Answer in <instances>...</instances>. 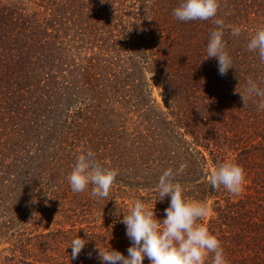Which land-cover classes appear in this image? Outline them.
Returning a JSON list of instances; mask_svg holds the SVG:
<instances>
[{"label": "trees", "instance_id": "16d2710c", "mask_svg": "<svg viewBox=\"0 0 264 264\" xmlns=\"http://www.w3.org/2000/svg\"><path fill=\"white\" fill-rule=\"evenodd\" d=\"M179 2L0 0V264H102L110 246L126 256L123 213L155 201L169 167L211 209L198 223L229 264H264V111L240 95L249 79L264 88V63L246 47L264 0H220L233 59L223 76L206 55L213 19L180 21ZM89 149L119 169L99 201L67 180ZM227 162L246 173L237 195L208 180ZM168 204L155 203L157 219ZM76 235L88 243L73 260Z\"/></svg>", "mask_w": 264, "mask_h": 264}, {"label": "clouds", "instance_id": "9594fccd", "mask_svg": "<svg viewBox=\"0 0 264 264\" xmlns=\"http://www.w3.org/2000/svg\"><path fill=\"white\" fill-rule=\"evenodd\" d=\"M220 0H180L173 9V16L180 21L213 19L216 25L211 31L207 46V58L214 57L218 61V72L225 75L233 68V59L226 50L224 39L225 22L218 17ZM241 28L233 26L231 34L239 36ZM248 51L258 54L264 63V26L258 28L248 40ZM242 100H256V110L264 111V88L257 81L249 79L242 94ZM118 168L107 167L97 158L92 150L82 151L76 156L67 180L74 193L84 192L91 186L90 195L97 201L106 199L116 183ZM176 172L165 169L156 184L157 199L152 207L137 198L130 206L127 214L123 213L121 223L125 225L126 236L130 241L125 256L110 247L98 249V257L106 264H143L145 258L149 264H229L222 242L209 231V228L198 223L211 214V209L203 201L189 200L184 186L175 180ZM246 173L242 165L235 162L213 166L208 180L216 189L225 188L229 193L237 195L243 191ZM169 198L164 218L157 219L154 211L155 203ZM88 243L86 239L75 236L71 242V258L74 260ZM91 255V254H89Z\"/></svg>", "mask_w": 264, "mask_h": 264}, {"label": "rangeland", "instance_id": "374dc122", "mask_svg": "<svg viewBox=\"0 0 264 264\" xmlns=\"http://www.w3.org/2000/svg\"><path fill=\"white\" fill-rule=\"evenodd\" d=\"M152 96H153V98L156 99V101H157L158 104H161V98H160V96H159V94H158V91H157V89H156L155 87L153 88ZM147 204H148L149 207H152L153 204H154V201L147 202ZM128 206H129V205H128ZM209 216H210V215H209ZM209 216H207L206 218L208 219ZM127 241L130 243V241H129L128 238H127ZM6 247H8V245H2V246H0V252H1V250H2L3 248H6Z\"/></svg>", "mask_w": 264, "mask_h": 264}]
</instances>
